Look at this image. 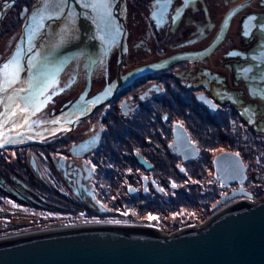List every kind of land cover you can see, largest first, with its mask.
<instances>
[{"label": "flooded vegetation", "instance_id": "flooded-vegetation-1", "mask_svg": "<svg viewBox=\"0 0 264 264\" xmlns=\"http://www.w3.org/2000/svg\"><path fill=\"white\" fill-rule=\"evenodd\" d=\"M68 2L61 14L59 0H0V66L19 68L0 93L6 113L48 83L35 103L58 94L60 120L57 133L4 148L50 145L0 164V192L47 205L33 175L58 213L174 230L263 199L264 0H107L99 26L89 0ZM113 17L122 32L105 24ZM67 19L77 25L64 33ZM182 209L188 219L174 217Z\"/></svg>", "mask_w": 264, "mask_h": 264}, {"label": "water", "instance_id": "water-1", "mask_svg": "<svg viewBox=\"0 0 264 264\" xmlns=\"http://www.w3.org/2000/svg\"><path fill=\"white\" fill-rule=\"evenodd\" d=\"M93 8L101 12L106 7L97 2ZM109 10L115 16L116 8L111 5ZM115 20H105V24L111 30L118 25L122 32V22ZM8 100L10 94L0 105V113H6ZM24 116L14 121L7 116L4 131L12 142L4 143L0 150L39 142L58 132V124L51 123L58 115L32 128L17 127L16 121L23 124ZM30 163L37 169L34 155ZM0 264H264V198L237 201L200 225L173 232L148 225L92 222L8 233L0 235Z\"/></svg>", "mask_w": 264, "mask_h": 264}, {"label": "rangeland", "instance_id": "rangeland-1", "mask_svg": "<svg viewBox=\"0 0 264 264\" xmlns=\"http://www.w3.org/2000/svg\"><path fill=\"white\" fill-rule=\"evenodd\" d=\"M58 115V94L51 99L47 100L46 103L42 104L35 115L27 116L28 125L26 127L32 128L35 125L49 120ZM58 141L54 142L51 145L52 152H55L52 147H56ZM26 147V146H25ZM50 147L43 146L42 144H32L28 145L25 150L22 152L23 148H9L0 150V164L5 166L16 164L18 159H26L28 151H35L38 149ZM22 149V150H21ZM34 178V179H33ZM32 182L37 189H40V193L50 199V202L47 205H40L33 203H25L16 199L13 195L8 194L7 196L0 192V235H5L13 232H22L25 230L36 229L40 227H48L52 225L60 224H72V223H81V222H93L97 221L92 217L79 214V213H58V196L54 192L42 188V184L38 179L32 175ZM36 182H35V181ZM39 186V187H38ZM263 195V194H262ZM50 196V197H49ZM181 200V199H180ZM179 200V201H180ZM256 201V200H254ZM51 204V205H49ZM178 214L182 215L184 219H188L189 216L185 211L179 210L174 214L176 217ZM153 217V215H151ZM197 215H195L196 217ZM144 219L143 217H140ZM149 218V215H148ZM203 218V217H202ZM202 218L199 217V220ZM177 219V218H175ZM153 220V219H150ZM106 222L105 220H99ZM163 226L159 224L160 227L165 232H173L176 227Z\"/></svg>", "mask_w": 264, "mask_h": 264}, {"label": "snow or ice", "instance_id": "snow-or-ice-1", "mask_svg": "<svg viewBox=\"0 0 264 264\" xmlns=\"http://www.w3.org/2000/svg\"><path fill=\"white\" fill-rule=\"evenodd\" d=\"M45 2L47 3V0H45ZM97 2H102L104 3L105 7H107L106 0H89L87 6L96 7ZM67 3L68 0H59L56 11L61 12L62 14V9L64 6L67 5ZM47 18L51 19L52 16H49ZM12 65H13V61L9 60L8 62L0 66V93L7 91V89L10 88L17 79L19 68L17 67L12 71H9L10 68H12ZM47 87H49L48 83H42L40 86L37 87L36 93H30L29 95L24 97L26 105H34V111H38L39 105H37L35 102L38 100V97L40 95L44 94V91L46 90ZM3 103H5V101L3 99H0V104ZM28 111H29L28 107L20 108L19 105H14L12 109L8 110V113H0V147H2L4 143L12 142L11 140L7 139V133L4 131L6 125L9 123L7 116L11 115L13 118H15L18 115V112L20 114H26ZM28 123H29L28 118L25 115L23 118V124H21L19 121H16V126L26 127ZM51 123L59 124L60 120L56 119L51 121ZM17 135H19V133H17ZM236 155L238 156L239 154L237 153ZM181 171H184V169H181ZM172 186L176 187L174 183ZM149 219H156V217H152L151 215H149Z\"/></svg>", "mask_w": 264, "mask_h": 264}, {"label": "bare ground", "instance_id": "bare-ground-1", "mask_svg": "<svg viewBox=\"0 0 264 264\" xmlns=\"http://www.w3.org/2000/svg\"><path fill=\"white\" fill-rule=\"evenodd\" d=\"M48 2H56V1H58V0H47ZM100 2H98V4H99ZM98 9V8H97ZM96 8H93V11H94V14H92V13H89V15H91L92 14V17H91V19H93V21H94V23H95V25L96 26H99V25H102V24H104V20H103V17H102V10H103V8L101 9V12H100V10L98 9L97 10ZM71 12H73V11H71ZM70 15V14H69ZM68 14L66 15V17H69L68 19L70 20V16H69ZM82 17H83V19H81L80 21L83 23V26H84V28H85V26H86V23H84V22H86V20H87V18H85V16L82 14ZM64 20V23H62V25H61V30H62V32H64V33H66V27L67 28H69V27H72V25L73 24H75V25H77V23H73V24H71V22L69 21V20ZM81 22H79V23H81ZM71 24V25H70ZM79 25V24H78ZM79 26H81V25H79ZM89 29H83V30H81L80 31V35H84L85 34V32L86 31H88ZM88 33V32H87ZM79 38V40H82V39H84L83 38V36H78ZM64 53V52H63ZM65 55V53L63 54V56ZM65 64H67V63H65ZM70 66L71 65H64V67L61 69V75L58 77V81L59 80H62V79H64L65 78V74L66 73H68L70 70L69 69H71L70 68ZM58 84H59V82H53V86H54V88L56 89V88H58ZM9 105H12L11 103L9 104ZM9 105H8V107H9ZM26 107H28L29 108V111H31L32 109H33V107H32V105H26ZM18 111V110H17ZM28 111V112H29ZM22 115H24V114H22ZM14 120H16V119H12L11 121H14ZM94 223H108V222H102V221H93ZM81 223H92V222H81ZM60 225H66V223L65 224H60ZM40 228H44V227H40ZM31 230H33V229H31ZM25 231H29V230H25ZM13 233H15V232H13Z\"/></svg>", "mask_w": 264, "mask_h": 264}]
</instances>
